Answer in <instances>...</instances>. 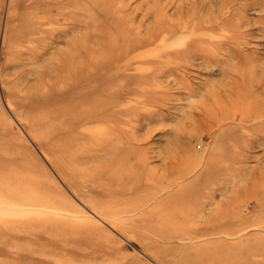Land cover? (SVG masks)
Masks as SVG:
<instances>
[{
    "label": "rangeland",
    "instance_id": "obj_1",
    "mask_svg": "<svg viewBox=\"0 0 264 264\" xmlns=\"http://www.w3.org/2000/svg\"><path fill=\"white\" fill-rule=\"evenodd\" d=\"M76 1L0 0V264H264V0ZM105 13L149 46L114 61L110 31L85 59L124 75L93 135L39 81ZM119 152L131 180L97 176Z\"/></svg>",
    "mask_w": 264,
    "mask_h": 264
},
{
    "label": "bare ground",
    "instance_id": "obj_2",
    "mask_svg": "<svg viewBox=\"0 0 264 264\" xmlns=\"http://www.w3.org/2000/svg\"><path fill=\"white\" fill-rule=\"evenodd\" d=\"M56 4L59 5V7L62 9L63 6H74L78 1L76 0H55ZM95 3V1H93ZM101 2V1H98ZM102 3V2H101ZM132 3V2H131ZM96 4V3H95ZM98 5V3H97ZM105 5V4H104ZM84 6V5H83ZM94 6V5H93ZM87 7V6H85ZM101 8V7H100ZM70 15V14H69ZM107 16H110L108 14L105 13V18H104V26L106 27L105 29L102 30L103 33L101 34H97L98 36V43L89 47H86L84 44H80V45H72L69 41L68 44H70L69 46L76 50H78L79 53V58L74 57V56H67L63 59L62 63L55 66L54 70H55V74L50 75L47 73V77H40L42 78L39 81L40 85H43V88L45 87V84L48 86V92H46L45 94H42L43 100L44 98H48V99H53V97H55L56 95H58V91L55 90V86L58 83V80L60 81L59 83H61L63 81V84H65V92L61 93V95H64L66 98L75 101V104H73V108H71L74 110L75 115L71 114L67 120H69L70 122H72V124L78 128L80 126H84L87 125L88 123H96L97 124V128L87 132L88 134H93L96 135V133H102L104 131H107L108 129V124L107 122H105V116L106 114L110 111V107H111V103L114 102L118 96L120 95L118 93V91H116L114 94L109 93L106 94L107 88L110 85H117V79H120L121 75L123 74H119L120 71H118V68L111 65V60L110 62H105V63H97L94 62L92 63V65L88 64L86 60H88V57L90 54H94L93 56L98 57V55L101 53L100 51L105 49V51H109V49L111 48L110 45H106L104 43V36L107 35V33L114 32L116 35H118L119 37L121 36V38H125L123 40V44L121 46H119L120 48L117 50V53L115 54L113 58V60H122L125 59V57L130 56L131 54L135 53L136 51L140 50V49H144L145 47H148L149 44L147 41L145 40H140V39H130L128 37L125 36L126 32L125 29L122 26V21H116L113 18H107ZM111 17V16H110ZM74 19V18H73ZM89 27V26H87ZM213 33V32H212ZM173 34V33H169ZM96 37V36H95ZM155 40V39H154ZM29 41V40H28ZM23 45V44H21ZM28 45V44H27ZM22 47V46H21ZM20 47V48H21ZM24 47V46H23ZM56 49V48H55ZM70 49V48H69ZM74 50V51H76ZM55 51V50H54ZM73 52V51H72ZM76 54V53H75ZM55 55V54H54ZM79 59V60H76ZM98 58H96L97 60ZM136 56L134 55L131 58V62H135L136 60ZM47 60V59H46ZM49 61V60H48ZM39 63V62H38ZM42 63V61H41ZM53 63V62H52ZM49 64V63H48ZM131 63L128 61L126 63V66H129ZM44 65V64H43ZM42 65V66H43ZM50 66V65H49ZM51 70V69H49ZM48 70V71H49ZM128 71V70H127ZM36 72H38L36 70ZM44 72V71H43ZM108 72H110V75H108ZM53 73V72H52ZM37 74V73H35ZM37 76V75H36ZM53 76H55V79L53 78ZM124 76V75H123ZM133 77V76H132ZM54 80H53V79ZM122 78V77H121ZM134 79V77H133ZM35 80V79H34ZM97 82V83H96ZM33 83V82H32ZM96 83V84H95ZM40 85H35L36 87ZM34 86V84H33ZM253 86V85H252ZM29 87H31L29 85ZM35 87V88H36ZM112 87V86H111ZM32 88V87H31ZM33 88V89H35ZM113 88V87H112ZM40 89V88H39ZM42 89V88H41ZM46 89V87H45ZM63 89V88H62ZM13 90V89H12ZM17 90V89H14ZM27 90V89H26ZM32 91V90H31ZM42 91H45L44 89ZM17 93V91H16ZM21 93V92H20ZM33 93V92H30ZM39 93V92H38ZM41 93V92H40ZM97 93L98 95H100L101 97H103V95H107V102L104 101H99L98 99H93L91 100V96L92 94ZM19 94V93H18ZM22 94V93H21ZM28 95V94H27ZM38 95V94H37ZM21 96V95H20ZM36 96V95H35ZM224 96V95H223ZM20 98V97H19ZM138 98V97H137ZM32 101V100H31ZM30 101V102H31ZM90 101V102H89ZM55 102H59V101H55ZM86 102L91 103L92 102V106L89 108V110L85 113L81 112L80 110H78V107ZM232 101H230L231 103ZM54 103V102H52ZM213 103V102H212ZM229 103V102H228ZM57 104V103H56ZM69 105V104H67ZM124 105V104H123ZM232 106V105H230ZM240 106V105H239ZM49 108L51 106H48ZM47 108V107H46ZM233 109V108H232ZM235 109V108H234ZM218 110V109H217ZM41 111V109H40ZM70 111V110H69ZM232 111V110H231ZM241 111V110H240ZM234 112V111H233ZM238 112V111H237ZM58 113V112H57ZM72 113V112H71ZM56 114V113H55ZM115 113L112 114V116H114ZM201 114V113H200ZM36 115V114H35ZM58 115V114H57ZM197 115V114H196ZM232 115V114H231ZM37 116V115H36ZM30 117V115L28 116ZM27 117V118H28ZM57 117V116H56ZM66 117V116H65ZM205 117V116H204ZM237 117V116H236ZM207 118V117H206ZM239 118V117H237ZM32 119V117H31ZM30 119V120H31ZM234 119V118H233ZM49 120V119H48ZM208 120V119H207ZM225 120V119H224ZM235 120V119H234ZM212 121V120H211ZM56 124V123H55ZM216 125V124H215ZM50 126V125H49ZM52 126V125H51ZM63 126V125H62ZM217 126V125H216ZM66 127V126H65ZM218 127V126H217ZM85 129V128H84ZM92 129V128H91ZM212 129V128H211ZM215 129V128H214ZM44 130V129H43ZM40 131V130H39ZM75 131V130H74ZM112 131V130H111ZM110 131H108L109 133ZM46 133V132H45ZM57 133V132H56ZM111 134L113 132H110ZM109 133V134H110ZM115 133V132H114ZM42 134V132H41ZM73 135V134H72ZM75 135V134H74ZM99 135V134H98ZM116 135V134H115ZM45 136V135H44ZM50 137V136H49ZM80 137V136H79ZM101 137V136H99ZM109 137L103 139V142H101V145L103 146V144L106 145V143L109 141ZM100 139V138H99ZM125 139V138H124ZM72 141V140H71ZM74 141V140H73ZM101 141V140H100ZM117 141V140H115ZM132 141V140H131ZM221 141V140H220ZM229 143V142H228ZM87 144V143H86ZM111 143H109L108 145H110ZM113 144V143H112ZM72 145V144H71ZM99 145V143L97 144ZM217 145V144H216ZM232 145V144H231ZM88 146V144H87ZM92 147H93V143H92ZM91 147L92 150H94ZM108 147V146H107ZM106 147V148H107ZM234 147V146H233ZM103 147V149H106ZM101 149V148H100ZM102 149V150H103ZM78 150V149H77ZM91 152V151H90ZM89 152V153H90ZM78 153V152H77ZM85 153V152H84ZM87 153V152H86ZM93 153V152H91ZM99 153V152H97ZM96 153V154H97ZM102 154V152H101ZM98 155V156H101ZM218 154V153H217ZM89 155V154H88ZM120 155V159L118 160V158H113V159H109L107 163L101 165V169L99 170V175L102 177L103 179L109 181H112L115 179V177H119L123 180L128 181V179L130 178L131 180V175H129V171H133V169L130 170V168H132V166L130 168L127 167V163L125 162L126 156L127 154L124 152H119ZM97 156V155H96ZM93 158V157H91ZM73 164V162H72ZM129 169V170H128ZM101 170V171H100ZM96 171V169H95ZM128 171V172H127ZM127 172V173H126ZM92 174V172H90ZM89 173V175H90ZM96 175V173H93ZM92 174V175H93ZM94 175V176H95ZM122 176V177H121ZM107 177V179H106ZM134 178V177H133ZM95 179V178H94ZM98 179V177H97ZM100 179V178H99ZM120 179V180H121ZM164 181V180H163ZM172 181V180H170ZM121 182V181H120ZM99 183V182H98ZM116 183V182H115ZM118 183V182H117ZM122 183V182H121ZM124 183V182H123ZM139 184V183H138ZM141 184V183H140ZM133 185V184H132ZM122 186V185H121ZM139 186V185H136ZM135 186V187H136ZM143 186V185H142ZM142 186L140 187H136L137 189L131 190V189H126L125 193H136L138 192V190L140 188H142ZM126 187V186H125ZM124 187V188H125ZM134 188V187H132ZM130 191V192H129ZM24 208V207H23Z\"/></svg>",
    "mask_w": 264,
    "mask_h": 264
}]
</instances>
